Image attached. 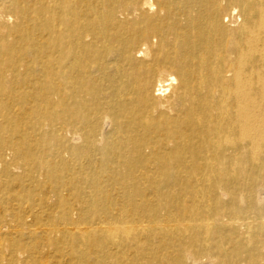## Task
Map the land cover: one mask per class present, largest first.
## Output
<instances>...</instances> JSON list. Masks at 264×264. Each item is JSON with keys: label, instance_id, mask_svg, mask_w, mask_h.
<instances>
[{"label": "bare ground", "instance_id": "bare-ground-1", "mask_svg": "<svg viewBox=\"0 0 264 264\" xmlns=\"http://www.w3.org/2000/svg\"><path fill=\"white\" fill-rule=\"evenodd\" d=\"M37 114L97 184L69 264H264V0H0V183L51 179Z\"/></svg>", "mask_w": 264, "mask_h": 264}, {"label": "rangeland", "instance_id": "rangeland-1", "mask_svg": "<svg viewBox=\"0 0 264 264\" xmlns=\"http://www.w3.org/2000/svg\"><path fill=\"white\" fill-rule=\"evenodd\" d=\"M45 121L42 114H37L23 117L12 126L17 134L21 132L27 140H35V146L31 150L28 143L23 142L24 149L32 151L34 159L37 160L33 166L37 170L36 174L33 172L35 176L50 172L51 179L37 178L38 182L32 189L20 190L12 181L13 177H1L0 264H69V245L63 234L67 209L79 205L85 193L97 188V184L91 182L84 170L82 160L69 163L45 156V143H51V148L57 144ZM5 138L12 142L17 140L12 132ZM42 159H49L52 167L47 169L45 165H39ZM74 166H78L79 171L73 170ZM22 175L24 178L25 175ZM74 177L77 178L76 184L72 180ZM108 187L107 185L105 188ZM58 188H61V193H57ZM64 188L68 190L63 191ZM20 191L23 195L17 199ZM24 226L34 229L48 227L56 232L50 236L51 241H47L44 236L29 237L18 234L17 230L24 229ZM20 255L23 262L19 260ZM78 260L75 264H79Z\"/></svg>", "mask_w": 264, "mask_h": 264}]
</instances>
